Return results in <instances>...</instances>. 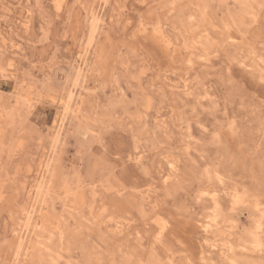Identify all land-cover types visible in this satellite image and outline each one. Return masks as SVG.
Wrapping results in <instances>:
<instances>
[{
	"label": "rangeland",
	"instance_id": "374dc122",
	"mask_svg": "<svg viewBox=\"0 0 264 264\" xmlns=\"http://www.w3.org/2000/svg\"><path fill=\"white\" fill-rule=\"evenodd\" d=\"M58 1L0 0V264H264V0Z\"/></svg>",
	"mask_w": 264,
	"mask_h": 264
},
{
	"label": "bare ground",
	"instance_id": "6f19581e",
	"mask_svg": "<svg viewBox=\"0 0 264 264\" xmlns=\"http://www.w3.org/2000/svg\"><path fill=\"white\" fill-rule=\"evenodd\" d=\"M62 1H64V0H59L58 2H60V3H58V6H60L61 4H62ZM154 1V0H153ZM160 1V0H159ZM193 1V0H192ZM200 1H202V0H200ZM205 1V0H204ZM228 1V0H227ZM243 1V0H242ZM262 1V0H261ZM146 2V1H145ZM196 2H198V1H196ZM220 2V1H219ZM205 3H206V1H205ZM229 3V2H228ZM256 3V2H255ZM264 3V2H263ZM150 4V3H149ZM167 4V3H166ZM185 4V3H184ZM198 4V3H197ZM204 4V3H203ZM208 4H209V2H208ZM216 4V3H215ZM225 4V3H224ZM261 4V3H260ZM170 5V4H169ZM192 5V4H191ZM221 5V4H220ZM228 5V4H227ZM226 5V6H227ZM240 5V4H239ZM250 5H252V2H250ZM259 5V4H258ZM262 5V4H261ZM168 6V5H167ZM205 6V5H204ZM203 6V8H205ZM244 6H246V5H244ZM195 7V6H194ZM221 7H223V5L221 6ZM232 7V6H231ZM234 7V6H233ZM242 7H243V5H242ZM252 7V6H251ZM251 7L248 5V6H246V8H244V10L242 11L241 9V11H242V14L244 13V14H246V13H249L252 9H251ZM184 8H185V6H184ZM190 8V7H189ZM197 8H199V7H197ZM218 8H219V5H218ZM217 8V9H218ZM258 8V7H257ZM262 8H263V6H262ZM211 9V8H210ZM224 9V8H223ZM251 9V10H250ZM255 9V8H254ZM158 10V9H157ZM179 10V13H178V21H181V22H186V23H189L190 24V26H192L193 25V23H194V18H192V16L194 17V15H193V13L192 12H190V11H186L185 12V10H183L182 8H181V10L180 9H178ZM234 10H236V9H234ZM258 10V9H257ZM171 11V10H170ZM194 11V10H193ZM199 11H200V9H199ZM217 11V10H216ZM239 11V10H238ZM258 11H260V10H258ZM201 12V11H200ZM212 12H213V10H212ZM222 12H223V10H222ZM221 12V13H222ZM230 12H231V10H230ZM252 12V11H251ZM196 13V12H195ZM202 14H203V16H202V20L201 21H205V16H204V13H205V11L203 10L202 12H201ZM200 13V14H201ZM219 13V12H218ZM225 13V12H224ZM235 13V12H234ZM199 14V15H200ZM209 14V13H208ZM250 14V13H249ZM254 15H255V13H253ZM230 15V14H229ZM229 15H228V17H229ZM257 15H258V13H257ZM165 16V15H164ZM213 16V15H212ZM223 16V15H222ZM232 15H230V17H231ZM234 16V15H233ZM249 16V15H248ZM237 17V16H236ZM240 19L242 18V21H243V17H242V15H239L238 16ZM254 17V16H253ZM215 18V17H214ZM224 18V17H223ZM232 18V17H231ZM244 18H245V16H244ZM199 19V18H198ZM201 19V18H200ZM233 19V18H232ZM235 19V18H234ZM254 19V18H253ZM100 20V17L99 16H95L92 20H91V22H90V24H89V31H88V33H89V39H90V41L93 39V36H94V34H95V31H96V29H97V27H98V21ZM173 20V19H172ZM212 20V19H211ZM224 20V19H223ZM227 20V19H226ZM239 20V19H238ZM197 21V20H196ZM216 21V20H215ZM222 21V20H221ZM229 21V20H228ZM235 21V20H234ZM240 21V20H239ZM255 21V20H254ZM238 22V21H237ZM244 22V21H243ZM199 23V22H198ZM201 23V22H200ZM204 23V22H203ZM211 23V22H210ZM213 23V22H212ZM236 23V22H235ZM235 23H234V25H235ZM242 23V22H241ZM233 24V23H232ZM245 24V23H244ZM180 25V24H179ZM202 25V27H203V24H201ZM211 25V24H210ZM227 27H228V25L227 24H225ZM231 24H229V26H230ZM184 26V25H183ZM231 26H233V25H231ZM247 26V25H246ZM214 27V26H213ZM225 27V26H224ZM227 27L225 28V29H227ZM206 28V27H205ZM215 28V27H214ZM220 28V27H219ZM239 28V27H238ZM208 29V28H207ZM221 29V28H220ZM181 30V29H180ZM222 30H223V28H222ZM238 31L239 30H241V29H237ZM208 31H209V29H208ZM225 31V30H224ZM184 32V31H183ZM191 32V31H190ZM223 32V31H222ZM240 32H245V31H240ZM201 33V32H200ZM204 33V32H203ZM188 34V33H187ZM206 34V33H205ZM244 35H245V33H243ZM152 35H153V37H154V39L156 40V41H158V42H164L165 44V48L166 49H170L171 48V45H172V42H171V40L169 39V38H167V35H166V33L164 32V29H163V27L161 26V23L160 22H158L157 23V25H156V27H154V29H153V33H152ZM202 35V34H201ZM208 35V34H207ZM241 35V34H240ZM200 36V35H199ZM227 36H228V34H227ZM201 37V36H200ZM199 37V38H200ZM203 37H204V35H203ZM184 38V37H183ZM197 38V37H196ZM198 38V39H199ZM214 38V37H213ZM226 38V37H225ZM230 38V37H229ZM204 39V38H203ZM215 39V38H214ZM217 39V38H216ZM235 39V38H234ZM196 40V39H195ZM219 40V39H218ZM219 42V41H218ZM239 42V41H238ZM197 43H202L203 44V46H204V48L206 49V50H208V49H210L212 46H214V41L213 40H211L210 38H206L205 40H201L200 41V39L199 40H197ZM241 43H243L242 41H241ZM190 44H192V43H190ZM236 44H237V42H236ZM174 45V44H173ZM187 45V44H186ZM220 45V44H219ZM243 45V44H242ZM191 46H193V45H191ZM201 46V45H200ZM218 46V45H217ZM215 47H216V45H215ZM203 49V48H202ZM221 49V48H220ZM227 49V48H226ZM176 50V49H175ZM222 50V49H221ZM203 51V50H202ZM212 51V50H211ZM250 51V50H249ZM173 52V51H172ZM175 52V51H174ZM224 52V51H223ZM253 52V51H252ZM204 53V52H203ZM225 53V52H224ZM248 53V52H247ZM173 54V53H172ZM219 54V53H218ZM227 54V53H226ZM248 54H250V53H248ZM254 54V52L252 53V55ZM237 55V54H236ZM208 57V56H207ZM240 57V56H239ZM197 58H199V57H197ZM201 59H203L202 58V56H201ZM205 59V58H204ZM244 60V59H243ZM228 61V60H227ZM241 61V60H240ZM211 62V61H210ZM236 63V62H235ZM241 63V62H240ZM77 67V66H76ZM82 67V66H81ZM78 68V67H77ZM210 68V67H209ZM253 69H254V67H253ZM81 70L82 69H80L79 68V70H78V76H80V74H81ZM258 71V70H257ZM264 73V72H263ZM252 78V77H251ZM48 80V79H47ZM40 85V84H39ZM74 95H75V93H74V91L73 90H71L70 91V94H69V104H70V102L73 100V97H74ZM34 96V95H33ZM35 97V96H34ZM68 97V96H67ZM17 100V99H16ZM53 100V99H52ZM26 101H28V100H26ZM21 102V101H20ZM2 103V102H1ZM17 103V102H16ZM146 103V102H145ZM21 104H22V102H21ZM29 104V103H28ZM27 104V105H28ZM3 106V105H2ZM1 107V106H0ZM11 107V106H10ZM9 107V108H10ZM16 108V107H15ZM12 109V108H11ZM67 109V108H66ZM11 112V111H10ZM22 112H24V111H22ZM6 114V113H5ZM22 114H24V113H22ZM21 114V115H22ZM7 117V116H6ZM12 120V119H11ZM14 120V122H15V119H13ZM19 121V120H18ZM17 121V122H18ZM53 121H55V120H53ZM9 123H10V121H9ZM12 123H13V121H12ZM11 123V124H12ZM19 123V122H18ZM22 123V122H21ZM54 123H56V122H54ZM10 124V125H11ZM4 125V124H3ZM14 125V124H13ZM63 125H64V121H62L61 123H60V128L61 127H63ZM5 126H8L7 124L5 125ZM9 128H10V126H9ZM17 130V129H16ZM18 131V130H17ZM60 131V130H59ZM1 132V131H0ZM11 132V131H10ZM86 132V131H85ZM84 132V133H85ZM15 133H16V131H15ZM2 136H3V133H2ZM2 136L0 135V143L1 142H3L4 143V141H2L3 139H2ZM5 136V135H4ZM3 136V137H4ZM11 136V135H10ZM11 139V138H10ZM12 139H13V137H12ZM22 141V140H21ZM6 143H8V142H6ZM5 143V144H6ZM19 144V143H18ZM10 145V144H9ZM10 147V146H9ZM8 150V149H7ZM218 151V150H217ZM8 152V151H7ZM5 156H6V154H5ZM212 157V156H211ZM3 158H4V156H3ZM211 160V159H210ZM5 162V161H4ZM219 162V161H218ZM223 163V162H222ZM1 167V166H0ZM210 167V166H209ZM202 168V167H201ZM205 168V167H204ZM212 168H215V167H212ZM211 169V168H210ZM263 169V168H262ZM204 170V169H203ZM251 170V169H250ZM206 172V171H205ZM220 172V171H219ZM214 173H215V171H214ZM207 174V173H206ZM217 174V173H216ZM215 176V175H214ZM223 176V175H222ZM13 177V176H12ZM207 177V176H206ZM205 177V178H206ZM167 178V177H166ZM217 178H219V177H217ZM222 178V177H221ZM219 180H220V178H219ZM221 181V180H220ZM260 182V181H259ZM243 187H245L244 185H242ZM41 188H42V184H40L39 186H38V189H39V192H38V195L40 194V191H41ZM66 188H67V186H66ZM246 188V187H245ZM78 189V188H77ZM67 190V189H66ZM237 190H238V188H237ZM240 192V191H239ZM249 192H251V191H249ZM2 193V192H1ZM0 193V194H1ZM232 193V192H231ZM255 193V192H254ZM238 194H240V193H238ZM247 194V193H246ZM261 194V193H260ZM263 194V193H262ZM254 195V194H253ZM264 195V194H263ZM242 196H243V194H242ZM242 196H238L237 198H235L234 200H233V204L232 205H234V204H237V203H240V202H244V200H243V198H241ZM245 196V195H244ZM234 197V196H233ZM251 197V196H250ZM258 198V197H257ZM260 198V197H259ZM258 198V199H259ZM263 199V198H262ZM252 200V199H251ZM250 200V201H251ZM213 201V200H212ZM247 200H245V202H246ZM217 202V201H216ZM244 202V203H245ZM249 202V201H248ZM256 202V204H255V208L256 207H259V205L261 204V201H260V203H258L259 202V200H258V202L257 201H255ZM252 204V203H251ZM203 205V204H202ZM221 205V204H220ZM242 205V204H241ZM231 206V205H230ZM251 206V205H250ZM232 207V206H231ZM234 207V206H233ZM262 207V206H261ZM264 208V207H263ZM212 209H214V208H212ZM253 209V208H252ZM259 209V208H258ZM221 211H223L222 209H221ZM220 211V207L219 206H217V207H215V209H214V211H212V212H214V216H212V215H210V217H209V219L211 218V216H212V219H210V220H208V222H206V224L204 225V227L206 228V232L207 233H209V232H216V230H217V227H216V225L218 224L217 222V216L219 215V212H221ZM104 213V212H103ZM245 213V212H244ZM243 213V214H244ZM255 213V212H254ZM253 213V214H254ZM222 214V213H221ZM259 214V213H258ZM221 216V215H220ZM220 216H218V217H220ZM256 216V215H255ZM88 217V216H87ZM113 218H114V216H113ZM119 219V218H118ZM263 219H264V213H263V215H261L258 219H257V223H255L256 224V226H255V228L254 229H252V235H253V242L255 243V245L256 246H261V244H262V239H261V237H260V234H259V230H261V228L262 227H264V226H262L263 225ZM239 220V219H238ZM256 220V219H255ZM229 221H231V220H229ZM233 221V220H232ZM247 221V220H246ZM245 221V222H246ZM83 222V221H82ZM243 222V221H242ZM221 223V222H220ZM229 223V222H228ZM231 223V222H230ZM244 223V222H243ZM247 223V222H246ZM29 224V223H28ZM223 224V223H222ZM233 224H234V222H233ZM236 224V223H235ZM96 225V224H95ZM232 225V224H231ZM220 227H221V225H219ZM226 226H227V224H226ZM246 226V225H245ZM101 227V226H100ZM219 227V228H220ZM233 227V226H232ZM253 227V226H252ZM89 228V227H88ZM87 228V229H88ZM93 228V227H92ZM94 228H96V227H94ZM162 228L164 229V228H166L165 227V224H163L162 225ZM229 228H231V226L229 227ZM246 228V227H245ZM80 229V228H79ZM185 229H186V227H185ZM238 229V228H237ZM251 229V228H250ZM77 231H78V229H76ZM240 230V229H239ZM186 231V230H185ZM184 231V232H185ZM240 231H242V230H240ZM248 231V230H247ZM234 232V231H233ZM82 233V232H81ZM84 234V233H83ZM86 234V233H85ZM235 234H236V231H235ZM234 234V235H235ZM100 235V234H99ZM262 235V234H261ZM107 236V235H106ZM190 236V235H189ZM230 236H231V234H230ZM245 239V238H244ZM113 240H115V239H113ZM227 240V239H226ZM227 241H229V240H227ZM250 241V240H249ZM94 243H95V241H93ZM126 242V241H125ZM211 242V241H210ZM224 242V241H223ZM233 242V241H232ZM236 242H238V241H236ZM243 242V241H242ZM244 242H245V240H244ZM113 243V242H112ZM121 243V242H120ZM186 244V243H185ZM224 244V243H223ZM232 244V243H231ZM237 244V243H236ZM71 245V244H70ZM187 245H189V244H187ZM226 244H224L223 246H225ZM233 245V244H232ZM244 245V244H243ZM248 245V244H247ZM118 246V245H117ZM124 246V245H123ZM231 246V245H230ZM237 246V245H236ZM93 247V246H92ZM100 247V246H99ZM98 247V248H99ZM247 247V246H246ZM250 247V246H249ZM262 247V246H261ZM108 248V247H107ZM114 248V247H113ZM127 248V247H126ZM245 248V247H244ZM248 248V247H247ZM260 248V247H259ZM117 249V248H116ZM235 249H236V247H235ZM235 249H233V251H235ZM251 249H252V247H251ZM258 249V248H257ZM69 250V249H68ZM106 250V249H105ZM121 250V249H120ZM119 250V251H120ZM134 250V249H133ZM156 250H158V249H156ZM198 250V249H197ZM203 250V249H202ZM232 250V249H231ZM107 251V250H106ZM113 251V250H112ZM187 251H188V249H187ZM192 251V250H191ZM206 251V250H205ZM195 252V251H194ZM199 252V251H198ZM202 252V251H201ZM200 252V253H201ZM254 252V251H253ZM57 253V252H56ZM55 253V254H56ZM175 253V252H174ZM191 253H193V251L191 252ZM203 253V252H202ZM247 253V252H246ZM98 254V253H97ZM182 254V253H181ZM198 254V253H197ZM231 254V253H230ZM237 254V253H236ZM253 254V253H252ZM255 254V253H254ZM128 255V254H127ZM194 255V254H193ZM201 255V254H200ZM111 256V255H110ZM129 256V255H128ZM196 256V255H195ZM198 256V255H197ZM242 256V255H241ZM264 256V255H263ZM60 257V256H59ZM226 257H228V256H226L225 255V258ZM231 257V256H230ZM248 257V256H247ZM246 257V258H247ZM127 258V257H126ZM125 258V259H126ZM129 258H132V257H129ZM195 258V257H194ZM244 258V257H243ZM53 259V258H52ZM122 259H124V258H122ZM236 259V258H235ZM242 259V258H241ZM253 259V258H252ZM260 259V258H259ZM262 259H264L263 257H262ZM54 260H55V262H56V264H59L58 263V259L57 258H55L54 257ZM90 260V259H89ZM224 260H226V259H224ZM240 260V259H239ZM246 260V259H245ZM248 260V259H247ZM244 261V262H238V261H236V260H234L233 261V264H251V262L250 261ZM129 261V260H128ZM143 261V260H142ZM252 261V260H251ZM254 261V260H253ZM75 262H77V261H75ZM74 262V263H75ZM108 262V261H107ZM116 262H117V260H116ZM136 262H137V260H136ZM170 262V261H169ZM177 262V261H176ZM175 262V263H176ZM198 262H200V261H198ZM254 262H256V261H254ZM253 262V263H254ZM264 262V261H263ZM262 262V263H263ZM70 263H72V261L70 262ZM228 263V262H227ZM258 263V262H257ZM256 263V264H257ZM105 264V263H104ZM118 264V263H117ZM121 264V263H120ZM154 264H160L158 261H156V262H154ZM259 264V263H258Z\"/></svg>",
	"mask_w": 264,
	"mask_h": 264
}]
</instances>
